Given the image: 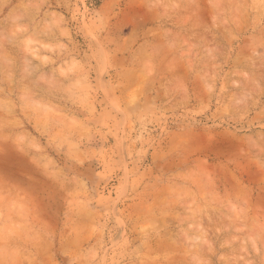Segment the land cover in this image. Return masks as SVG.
Here are the masks:
<instances>
[{
  "label": "rangeland",
  "instance_id": "rangeland-1",
  "mask_svg": "<svg viewBox=\"0 0 264 264\" xmlns=\"http://www.w3.org/2000/svg\"><path fill=\"white\" fill-rule=\"evenodd\" d=\"M0 264H264V0H0Z\"/></svg>",
  "mask_w": 264,
  "mask_h": 264
},
{
  "label": "bare ground",
  "instance_id": "bare-ground-1",
  "mask_svg": "<svg viewBox=\"0 0 264 264\" xmlns=\"http://www.w3.org/2000/svg\"><path fill=\"white\" fill-rule=\"evenodd\" d=\"M202 4H204V2H203ZM208 7H209V6H208ZM197 10H198V9H197ZM190 12H191V11H190ZM193 12H194V10H193ZM193 12H191V13H193ZM195 12H196V11H195ZM204 13H205V12H204ZM192 15H193V14H192ZM203 15H204V14H203ZM203 15H202V16H203ZM193 16H195V14H194ZM197 17H198V16H197ZM195 18H196V17H195ZM196 19H197V18H196ZM200 19H201V18H199V20H200ZM199 20H197V24H198V21H199ZM193 26L196 27L197 25L195 26V25L193 24ZM198 26H199V25H198ZM203 27H204V26H203ZM197 32H198V31H197ZM197 36H198V35H197ZM206 36H207V35H205V37H206ZM203 37H204V36H203ZM203 37H202V38H203ZM202 38L200 37V39H202ZM204 39H205V38H204ZM203 42H204V40H203Z\"/></svg>",
  "mask_w": 264,
  "mask_h": 264
}]
</instances>
